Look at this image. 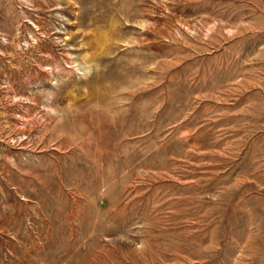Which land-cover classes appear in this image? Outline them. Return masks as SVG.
<instances>
[{
  "label": "rangeland",
  "instance_id": "rangeland-1",
  "mask_svg": "<svg viewBox=\"0 0 264 264\" xmlns=\"http://www.w3.org/2000/svg\"><path fill=\"white\" fill-rule=\"evenodd\" d=\"M0 264H264V0H0Z\"/></svg>",
  "mask_w": 264,
  "mask_h": 264
}]
</instances>
